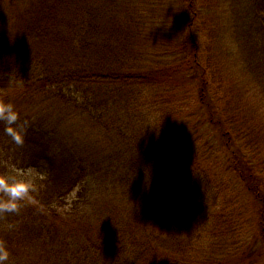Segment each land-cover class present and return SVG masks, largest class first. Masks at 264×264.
<instances>
[{"label": "trees", "instance_id": "obj_1", "mask_svg": "<svg viewBox=\"0 0 264 264\" xmlns=\"http://www.w3.org/2000/svg\"><path fill=\"white\" fill-rule=\"evenodd\" d=\"M237 2L228 63L201 57L193 22L168 57L167 41L153 46L174 33L161 18L174 0H0V100L25 130L17 144L0 120V174L38 172L29 198L0 212L5 264H264V0ZM224 62L238 67L225 83L234 118L201 96ZM188 77L187 95L205 83L195 120L168 96L180 87H156ZM63 107L103 140L64 111L53 119ZM117 108L130 117L112 132Z\"/></svg>", "mask_w": 264, "mask_h": 264}, {"label": "rangeland", "instance_id": "obj_2", "mask_svg": "<svg viewBox=\"0 0 264 264\" xmlns=\"http://www.w3.org/2000/svg\"><path fill=\"white\" fill-rule=\"evenodd\" d=\"M174 1H175V4H174L173 8L169 9L170 15L164 16V13H163L162 17H161L165 21L164 25L168 24L169 26H172L174 33L169 35V32L165 31L166 34H165L164 40H162L163 42L158 40L160 38L159 37L155 40L156 43L153 46L155 48H158L159 45H161V46L165 45V43L167 41V44H168L167 57H168V54L170 53L172 44L174 42H176L178 44L179 43L178 42L179 36H182L181 33H183V35H184L185 32H182V31L186 30V24L193 22L194 25H193L192 35H194V38L196 39V41L198 40L200 43V46L198 49H199V52L201 53V57H203V58L210 57L207 50H209L210 53H212V54L216 53V52L217 53L218 52L219 53H226L225 56L228 55V63H229V54L232 53L233 50L230 48L228 43L233 37L231 34H234L233 27L235 26L234 24L236 23V18L239 20V15L242 11L240 2H237V0H174ZM189 1H191V9L189 7V3H190ZM187 2H188V4H187ZM181 7H183L182 10L185 9V11L182 14H181L182 10H180ZM236 8L238 10L234 11ZM193 10L196 13L193 14L192 13ZM235 12L239 13L237 15V17L234 14ZM174 21H176V22H174ZM178 22H179V24H176ZM171 23H174L176 26H173V24H171ZM230 27H232L231 33L228 32V28H230ZM213 29H215V30H213ZM224 29H227V30H224ZM189 31L192 32L191 29H189L188 32ZM188 32H187V34H188ZM168 36H169V38H168ZM217 36L219 38H221V36H223L221 39H223L227 43V46H224L219 41ZM152 40L150 42H148V40H143L141 42L140 49L141 50L142 49L143 50L150 49V43L152 42ZM218 41H219V49H218V44H217ZM199 43H197V44H199ZM190 46L192 47L193 45H190ZM151 49H152V46H151ZM190 52H192V50ZM148 59L151 61L150 58H148ZM168 59H170V61H172V63L175 64V58L170 57ZM166 61L167 60L159 61L158 64L163 66V67L164 66L167 67L165 65ZM224 61H225V57H224ZM203 62H204V60H203ZM228 63L224 62V63L219 64V66L221 67L220 69H221L222 73H215L213 78L208 77L207 82H205L206 86L204 88L207 89V92L209 94L205 98L203 95H201V96L203 97V99L206 102H210L214 106V111H216L219 114V116H223L220 114V111L222 110V112L225 115H227L231 118H234L235 114H234L233 110H231V108H230V107L233 108V106H234V99L231 98V100H229L231 92L228 93V96H227V93L225 92L227 86L225 85V83L227 82V85L229 86V87H227V89L231 88V77H233L237 74L238 67L235 65H232V64L229 65ZM148 64H150L149 61H142L141 67H143L144 70H146L148 68ZM157 68L158 67H157L156 63H155V65L151 63L150 69L156 70ZM199 78H201V77H199ZM199 78H198V84L194 83V85H193V87L195 88L194 89L195 93L192 96L187 95V91L192 86V85L189 86L190 85L189 81L192 80L189 77L186 79V81H182L180 79V80L175 81L174 84H170V85H168L169 82H166V81H165L166 85H164L163 83H160V84L157 83L156 87H158L160 90H162V88L165 86H167V87L173 86V89L180 87V89H178V91L176 89L175 91L171 92L168 96L170 97L171 95L174 94L178 97V95H182L181 98H179V99H182V102L186 106H189L188 109H190V111L192 112L190 119L195 120L193 114L196 115V114H199L202 112L203 116H205V114L203 112L204 109L200 108L199 106H196V104H199V102H200L198 95H197L198 88L200 86L202 87V85L204 83V81L202 83H199ZM183 90H184V92H182ZM229 91H230V89H229ZM224 92H225V95H224ZM228 101H229V103H232V104H230V107L227 104ZM64 109L65 108L63 107V109L60 110V112L57 116H55V117L53 116V119L60 118L63 121L64 120L63 111H64V113H65L64 123L66 126L70 127L71 129L84 128L86 131H88L89 129L92 128L96 133H98L97 136L101 140H103V136L101 134L103 132V130L101 128H99L96 125L93 126L85 116H83L79 113H73L72 111H69V113H68V112H65ZM129 111H130L129 108L127 110H124V111H122L120 108H117V112L115 113V116L119 121H116L114 124H111L109 130L112 132L117 131L116 127H118L120 125V121L130 117ZM241 115L243 116L244 113H241ZM256 115L260 116V114H256ZM250 117L255 121V125H256L257 117L253 116L252 114L250 115ZM199 133L201 135L203 134L205 137L208 135L207 130H204V127H202L199 130ZM191 138H193V137H191ZM237 143H239L238 147H240L244 144V141H238L237 140ZM29 169L31 170V175L28 177V179H30L31 182L33 183V185L36 186L38 172L36 171L35 168H29ZM29 169H27V170H29ZM7 173H9V172H7ZM12 174H14V172H12Z\"/></svg>", "mask_w": 264, "mask_h": 264}, {"label": "clouds", "instance_id": "obj_3", "mask_svg": "<svg viewBox=\"0 0 264 264\" xmlns=\"http://www.w3.org/2000/svg\"><path fill=\"white\" fill-rule=\"evenodd\" d=\"M19 114L11 102L0 100V120L6 124L5 132L11 136L17 144L23 143L24 129L20 126L14 127L18 121ZM26 123V122H25ZM12 173L0 174V212L16 211L19 201L29 198L34 185L28 177L31 170H20L12 166ZM9 259V251L5 242L0 241V264H5Z\"/></svg>", "mask_w": 264, "mask_h": 264}]
</instances>
